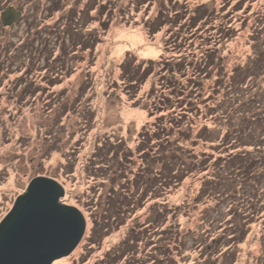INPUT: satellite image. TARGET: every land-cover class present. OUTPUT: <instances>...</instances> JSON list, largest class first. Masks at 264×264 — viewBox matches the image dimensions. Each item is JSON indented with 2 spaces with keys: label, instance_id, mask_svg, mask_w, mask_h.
<instances>
[{
  "label": "rangeland",
  "instance_id": "obj_1",
  "mask_svg": "<svg viewBox=\"0 0 264 264\" xmlns=\"http://www.w3.org/2000/svg\"><path fill=\"white\" fill-rule=\"evenodd\" d=\"M82 1L63 0V8L52 12V5L48 15L41 3L42 17L30 15L0 38V223L29 183L45 176L65 188L61 202L79 209L87 226L78 248L54 264H122V258L116 261L127 254L122 243L135 232L129 255L141 254L143 264H264V179L255 197L247 198L244 176L228 169V161H219L215 173L209 164L237 152L232 155L245 156L238 165H251L264 154V0H96L103 15L92 11L81 28L88 37L97 36L91 48H70L67 38L56 41V36L46 44L43 26ZM201 6L205 19L188 29L194 24L189 17ZM159 15L165 26L150 30ZM226 26L230 31L222 32ZM206 49L219 56L226 74L219 71L215 78L208 69L197 93L182 89L192 70L174 77L170 69L165 72L180 59H201ZM60 55L69 64L67 74L58 71ZM138 74L133 86L129 76ZM229 77L240 89L231 87ZM173 78L176 97L201 96L193 116L186 117L185 106L169 95ZM163 99L170 104L160 106ZM237 103L249 105L247 113L229 118L230 106ZM163 114L169 116L159 120ZM250 117V126L243 125ZM213 120L222 126H213ZM168 126L174 134L167 147L160 146V156L154 149L150 157H139V134ZM202 128L211 130V140L196 137ZM169 156L178 160L171 173L176 179L146 185L160 170L155 158L166 162ZM196 161L205 167L198 170ZM211 175L222 176L223 186L214 192L205 186L206 194L197 199ZM135 176L143 182L136 185Z\"/></svg>",
  "mask_w": 264,
  "mask_h": 264
},
{
  "label": "trees",
  "instance_id": "obj_2",
  "mask_svg": "<svg viewBox=\"0 0 264 264\" xmlns=\"http://www.w3.org/2000/svg\"><path fill=\"white\" fill-rule=\"evenodd\" d=\"M61 1L63 2V0H57L54 3V5H53L54 7L52 9V12L59 11V8L60 7L63 8V6L61 4ZM143 1H144L143 4H146L148 2H152L153 0H143ZM79 3H80L79 4V7H77L76 9L75 8L74 9L73 8L69 9V12L67 13L66 16L62 15V17H61V15H60L58 17V20H56V21L54 20V22L53 21L48 22L47 24H45L43 26V29L41 30L42 31V34H43L44 30H45L46 33H48V36L44 37L46 39L45 40L46 44L48 42H51L53 40V38L56 36L57 37L56 38V41L57 40H60L61 41L62 39H64V41H65V38H67L71 42V47L70 48H73V47L76 48L78 46L80 48H82V47L83 48H91L93 46L94 42H96V40H97V36L94 37L95 35L93 33H90L89 34L90 36L88 37L87 34H84L83 29H81V28L83 27V22L85 21V19L91 17L90 13L92 11H97V17L100 16V15L101 16L103 15L102 14V11H100L103 8V5H98L96 3V0H83L82 2H79ZM96 7H97V9H96ZM205 12H206L205 8L203 6H201L199 13L194 14L193 17H189V21L190 22H193L194 24H193L192 27L189 25L190 27L188 29H191L193 27H196L198 23H200L201 21H203L205 19V17H204ZM207 16H209V15H207ZM85 17H87V18H85ZM161 18L162 17L159 15V17H156L154 19V21L150 22L151 23L150 24V30L151 29H155V30L159 31L162 27L165 26L166 23L163 22L164 20H162L161 22L158 21ZM62 19H64L65 21H61ZM61 22L62 23L65 22V24H63L64 26L61 25ZM159 22L161 24L159 26H157V24ZM106 25H107L106 22L103 23V26L106 27ZM84 26H85V24H84ZM230 29H231V26H226L223 29H221V31L224 32V30H225V33H227L228 31H230ZM245 29L246 30H249V33L251 32L250 31V26H246ZM35 38L36 37L33 38V41L35 40ZM94 39H95V41H94ZM87 44H89V47H88ZM180 44H183L182 39L180 41ZM60 48H62V44H61V47ZM205 51L206 52L204 53L203 57L201 59H199V60H191V61L187 62V61H183L182 59H180L179 62H176V63H173V64H168V69H166L165 72L170 69L168 72H170L172 74L171 76L174 77L176 75H180V74L184 73L187 70H192V77H190L188 79L186 78V81H184L185 83H184V86H182V89H189L190 90L189 92H191V93L194 92L195 90H202V88H203L202 87V83L203 82L201 81V76H203V75L206 76L207 75V72H208V69L213 73V76L216 75L219 71H222V74L223 73L226 74V72H223V70H222L223 64L220 62L219 56H217V54L214 53V50L206 49ZM261 54L262 53L260 52L259 55L257 56L258 57L257 61L260 60ZM56 58L57 57L53 58L54 60L51 63H53V62L55 63ZM66 61H67V59L66 58L63 59V57L61 55L58 56V59L56 61L57 63L58 62L59 63H62L60 70H58L62 74L63 73H66L67 74V73L70 72L69 64H68V62L66 63ZM147 65H148L147 67L150 68V66L153 65V61H149ZM162 67L165 68L166 66H162ZM47 68L50 69V71L54 70V67L52 65H50V64L48 65ZM238 69L239 68L236 65V67H233L230 70V72H231L230 74L232 75L233 73H236V71ZM132 73H136V72L132 71ZM243 75H245V74H243ZM214 77L217 78V76H214ZM129 79H133V81H131V83H134L133 84V86H134V85H136L139 82V74H138V78L136 76H133L132 75L131 77L129 76ZM198 81H200V82H198ZM227 81H229V82H231L233 84L231 86L232 88L233 87H236V88H239L240 89V86L238 85L239 82H236V83L233 82L232 81V77L227 78ZM241 82H243V81H241ZM173 83L175 84V87L169 88L168 91L170 92V94H169L170 96H175L176 97V95L173 94V92L176 90V87H177L176 86V82L174 81V78H173ZM215 85L216 84L214 82V84L212 85V93H213V95H215V93H214V91H215ZM166 87L168 88V86H166ZM169 87H170V85H169ZM236 88H233V89L236 90ZM32 89H34V88L32 87ZM33 92H34V90H33ZM195 92L197 93V91H195ZM181 95L182 94H180V96ZM196 95L197 96H195V97H189V98H187L188 96H186L185 98L183 96H181L183 99H180L179 98L180 96H178V97H176L174 99L175 101H177L178 105H180L182 107L185 106V109H187V111L184 110V114L186 115V117H188L190 115L193 116V114L195 112H198L199 111V106H200L199 103H201L202 101L200 99L201 96H199V93L196 94ZM167 98H170V97H167ZM165 99H163V102L162 103L159 102V103H161L160 106L166 107L167 105L170 104L171 101L166 100L167 101L166 102ZM184 102L186 103L185 105L183 104ZM195 102H196V104H195ZM244 106H243V103H240V104L237 103V105L235 104L233 106H230L231 108H229V118H230V115H232V113L234 114V112L235 113H238V112H240V113L241 112L247 113V107L249 105H246V107H244ZM181 109H183V108H181ZM160 113H164V111H160ZM213 114H212V116H213ZM166 115L169 116L168 114H163L160 117H158V119L159 120L165 119V118H167ZM251 119L252 118L250 117V118L247 119L248 121L247 120L246 121L244 120L245 123L243 122V125L250 126V122L249 121ZM215 120H216V118H215ZM215 120L212 121V125L213 126H216V127L217 126L218 127L219 126L221 127L222 125L221 124H217ZM257 121L260 122V118H258ZM177 122H178V120H176L175 124ZM160 125H161V123H160ZM181 126H183V125H181ZM163 127H164V125L161 126V128H163ZM213 129L214 128H212V130ZM239 130H240V128H239ZM173 131H174L173 127L170 126V128H169V126H168V127H166V130H156L155 131V129H154L153 131H151L152 133L149 136L148 135L143 136V133L144 132L140 133L139 134V138H138L139 139L138 147H136L137 148L136 150L139 152V155L138 156L139 157H143V156H149L150 157V155H151V153L153 152L154 149H157L156 153L159 154L158 156H160V154H161V152H159L160 146H163V148L167 147V142H165V141H166V139L169 140V138L171 136H173V134H174ZM200 131H199V133H197V136H196V137L199 136L198 137L199 140H202V139L207 140V141L211 140L210 139V137H211L210 136L211 135V130H209L207 128H202ZM161 133L167 134V137H165V135L162 136ZM148 134H150V133L148 132ZM225 142H226V139L223 142L219 143L218 145L219 146H223ZM217 146H212V147H214L213 148L214 149L213 151H215V152L217 151L216 150V147ZM244 146L246 147V145H244ZM124 152L126 153V152H129V151L127 150V151H124ZM236 153L237 152H233V153L230 152L228 155H226L228 157V159H225L224 157H222V155H219L217 159L213 160L211 163L209 162L210 167H211L210 169L212 171L214 170V173L215 172H218L219 168L216 167V166H219V167L222 166L221 165L222 163L219 164V161H223L226 164H227V161H228L230 163V165L228 166L229 167L228 169H236V171H237L236 174L241 173L244 176L243 180L245 181V183H243V185L249 191V192H247V198L250 197L252 199L256 195L255 193H256V188H257L258 184L259 183L262 184V180L264 179V165H263V163H264V156L263 155L264 154L261 155V157H257L255 159V161H252L255 165L252 163L251 165L241 166V164L238 165L237 163L240 162L241 158H242V160H244V157L245 156L244 157L241 156V158L238 159L237 157H240V156H238V155H235V156L232 155V154H236ZM117 154H118V151H116L114 155L116 156ZM118 155H117V158H118ZM129 157H131V159H132V154ZM155 159H156V160H154L155 163L161 162V163H159V169L160 170H159L158 174L156 176H153V178L151 180H147L146 181V185L148 183H150L149 184V187H150L151 184H154V183L157 184L158 182H160V184H162V185H165V183L167 181L168 182H172L173 179H176L175 176H171V173L172 174L174 173L172 171L173 170L172 167L175 166V164L178 162V160H177L176 157L169 156V160L166 161V162H162V161H160V159H157V158H155ZM205 160L207 162V159H205ZM196 163H197V169L198 170L200 168L205 167L204 164H203V161H199V162L196 161ZM165 168L167 170H165V173L166 174L164 175V173H162V171ZM143 175H144V173L141 176H143ZM135 179H136L135 180L136 185H138V183L140 181H142L140 178H136V176H135ZM223 183L224 182H222V176L221 177L220 176L219 177H215L214 175H211L210 178L206 179L205 181H203L201 183V186L199 188V191L197 193L196 198L198 199L201 196H203L204 194H206L207 191L205 190V186H210L211 187V191L214 192L215 189H216V187L223 186ZM243 185L240 187L241 190L238 191L240 193V195L243 194V191H242ZM132 186H135L134 182L132 183ZM230 195L232 197L233 193L230 194ZM221 200L222 201H225L224 199H221ZM260 211L262 213L264 212V205H262V208H260ZM161 214L162 213L152 214V215L155 216V217H157V218H160L161 216H163ZM135 235L137 236V235H139V233L138 232H135L134 234L132 233V236H133L132 239L130 238V234L126 237V239H124L126 241H125V243H122V245L124 246L123 249H127L128 251H127L126 256L119 257L116 260L117 262H119L120 259L122 258L121 259L122 262H123L122 264H143L142 262H144V260L138 259L139 256H140V258L143 257L141 254L140 255H138V254L135 255V253H132V255H129V251H131V250L134 249L133 246L135 245V242L137 241L136 239H138L137 237H135ZM263 248L264 247L261 246L260 249L263 251ZM127 255H129V256L127 257ZM222 259H224V257ZM145 260H147V259H145ZM155 261H153L152 263L153 264L156 263ZM223 261H225V260H223ZM114 264H117V263H114Z\"/></svg>",
  "mask_w": 264,
  "mask_h": 264
},
{
  "label": "water",
  "instance_id": "obj_3",
  "mask_svg": "<svg viewBox=\"0 0 264 264\" xmlns=\"http://www.w3.org/2000/svg\"><path fill=\"white\" fill-rule=\"evenodd\" d=\"M8 8L2 13L5 26L19 20ZM65 188L49 177H36L16 199L0 223V264H54L70 256L86 234L79 209L63 204Z\"/></svg>",
  "mask_w": 264,
  "mask_h": 264
},
{
  "label": "flooded vegetation",
  "instance_id": "obj_4",
  "mask_svg": "<svg viewBox=\"0 0 264 264\" xmlns=\"http://www.w3.org/2000/svg\"><path fill=\"white\" fill-rule=\"evenodd\" d=\"M49 1V4H48ZM54 0H0V38L3 37L5 34H12L13 30L17 28L22 22L26 21L30 15H33L34 18L37 20V17H42V5H46L47 14H49V8L52 7ZM41 5V6H42ZM8 8H13L15 11L20 13L19 20L11 26H5L2 21V13L7 10ZM41 9V10H40ZM31 25L36 26L30 22ZM40 24V23H39ZM33 28H31L32 31ZM3 42V41H1Z\"/></svg>",
  "mask_w": 264,
  "mask_h": 264
},
{
  "label": "bare ground",
  "instance_id": "obj_5",
  "mask_svg": "<svg viewBox=\"0 0 264 264\" xmlns=\"http://www.w3.org/2000/svg\"><path fill=\"white\" fill-rule=\"evenodd\" d=\"M133 40L136 41V36L133 38ZM137 41H140L139 38H137ZM148 52H150V51L148 50ZM151 53H153L152 50H151Z\"/></svg>",
  "mask_w": 264,
  "mask_h": 264
}]
</instances>
